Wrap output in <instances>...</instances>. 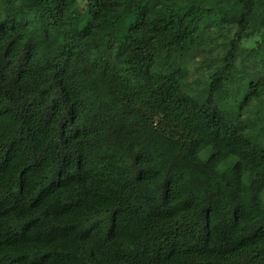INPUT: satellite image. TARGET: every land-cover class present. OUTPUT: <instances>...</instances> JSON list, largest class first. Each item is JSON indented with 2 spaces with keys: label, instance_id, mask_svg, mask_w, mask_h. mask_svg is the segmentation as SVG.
Wrapping results in <instances>:
<instances>
[{
  "label": "trees",
  "instance_id": "trees-1",
  "mask_svg": "<svg viewBox=\"0 0 264 264\" xmlns=\"http://www.w3.org/2000/svg\"><path fill=\"white\" fill-rule=\"evenodd\" d=\"M231 1L0 0V264H264V76L229 94L264 0Z\"/></svg>",
  "mask_w": 264,
  "mask_h": 264
},
{
  "label": "rangeland",
  "instance_id": "rangeland-1",
  "mask_svg": "<svg viewBox=\"0 0 264 264\" xmlns=\"http://www.w3.org/2000/svg\"><path fill=\"white\" fill-rule=\"evenodd\" d=\"M80 5L83 6L85 4V2L87 0H78ZM234 1H231V4H233ZM137 1H135L132 5H130L129 9L133 8L134 6H136ZM232 30L233 27H226L224 30H220L217 32H220L219 35L216 36L215 38V42H214V57H217L219 55H222L224 53V51L226 50V48L228 47V38H229V29ZM264 39V31L260 34H255L254 36L245 39L241 45L240 48L241 50H251L253 48H256L258 46V44ZM264 51V50H263ZM261 51H257V54H259L261 56L262 61H260L259 63H256L255 65L250 63L248 64L249 68L245 69L243 67L240 66V69L242 71L245 72L244 76H240L237 77L236 80V84H232L231 88L229 90V94L230 96L234 95V91L237 89L238 85L240 86L241 90L239 92V95L236 97V101L242 102L245 98L246 92L243 91L247 88V82L246 80H251V81H256L259 78L264 76V52ZM215 63L219 64V60H215ZM191 70H190V78H189V82L193 88V92H198L199 90H201L202 88H204L207 85V79H208V71L203 69V66L201 64V62H193L191 64ZM241 65V64H240ZM254 65V66H253ZM253 66V67H252ZM231 100V99H230ZM229 100V101H230ZM232 102L230 101V107H233L234 104H231ZM236 102V105H239ZM240 109V108H239ZM238 107L235 108L233 107L232 110L233 112H238ZM243 113L245 115V117H249V119L251 120V122L254 123V128L253 130L260 132L261 136L264 138V97L262 96L261 99L259 101L257 100H251L248 102L247 105H245V107L243 108ZM263 199H264V194L262 195Z\"/></svg>",
  "mask_w": 264,
  "mask_h": 264
}]
</instances>
